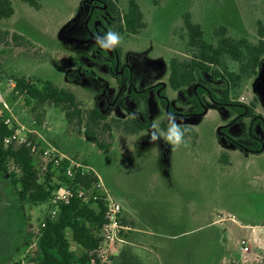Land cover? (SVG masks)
I'll return each instance as SVG.
<instances>
[{"label":"rangeland","instance_id":"obj_1","mask_svg":"<svg viewBox=\"0 0 264 264\" xmlns=\"http://www.w3.org/2000/svg\"><path fill=\"white\" fill-rule=\"evenodd\" d=\"M127 1L118 0L121 10ZM136 1L146 27L137 35L121 36L116 49L121 64L130 68L131 85L126 81L119 85L108 71L114 50L99 48L94 39L99 34L91 35L85 28L90 0H34L31 5L10 0L13 15L0 19V31L7 33L0 42L2 97L15 120L37 131L47 145L91 169L99 179L100 191L120 205L122 219L137 229L133 233L122 230V240L131 235L123 245L103 243L101 264L110 263L111 253L116 260L111 264L264 263V152L245 150L254 144L249 137L250 120L234 122L237 110L216 108L208 100L205 113L184 116L192 107L167 87L168 62L174 53L172 33L177 32L183 14L191 13L206 32L224 25L233 35L255 41V22L264 21V0ZM107 19L102 18L111 30ZM78 56L80 71L68 61ZM12 76L51 82L72 91L86 108L97 107L109 119L120 120L133 111L142 117V101L127 99L132 89L163 84L168 105L179 114L177 123L187 127L190 136H186V146L176 151L162 139L150 141L151 125L156 122L160 128L162 122L167 123L163 118L167 111L157 94L149 92L150 128L135 136L115 129L111 147L100 151L67 124L57 108L45 109L38 126L32 104L10 96ZM232 99L253 104L254 114L264 119V63ZM218 129L239 146L224 140ZM253 133L264 140V125L255 123ZM15 193L9 177L0 173V264L22 259L25 251L24 259L35 256L34 235L51 211L49 204L24 205ZM241 241L248 252H242ZM71 248L80 253L75 244Z\"/></svg>","mask_w":264,"mask_h":264},{"label":"trees","instance_id":"obj_2","mask_svg":"<svg viewBox=\"0 0 264 264\" xmlns=\"http://www.w3.org/2000/svg\"><path fill=\"white\" fill-rule=\"evenodd\" d=\"M21 1L31 5L34 0ZM92 1L98 5V9L88 13L85 25L91 34H95L93 28L97 22L104 24V16L108 18L111 30L118 32L120 36L137 35L146 27L144 13L136 0H128L125 10L119 8L118 0ZM12 15L10 0H0V19H8ZM179 23L177 32L172 33L171 46L174 53L168 62L167 87L183 97L184 105L192 107V111L184 116L202 115L206 109V100L216 108L235 109L238 111V118L234 122L243 118L250 120L249 137L254 144L244 149L255 154L264 152V140L258 139L253 133L255 123L264 125V119L254 114L253 104L247 106L232 99L234 93L257 75L264 63V21L255 22V41L233 35L224 25L206 32L189 12L180 17ZM6 36V32L0 31V42ZM12 39L20 40L17 36H12ZM80 59L78 56L68 61L80 71ZM110 64L108 71L114 75L117 84L121 85L122 81H126L131 85L130 68L121 64L118 49L114 50V59ZM11 83L13 86L10 96L13 99L22 97L26 104H32L30 110L38 126L41 125L45 109L57 108L64 115L67 124L100 151L111 147L112 132L115 129L126 136H135L150 128L147 106L149 92L157 94L167 113L179 115L168 105L163 84L142 91L132 89L127 99L142 101V117L120 120L109 119L97 107L86 108L72 91L57 87L51 82H34L24 76H12ZM5 117L8 115L5 114L0 119V139L13 133V129L2 123ZM166 128L167 123L162 122L160 129ZM220 131L223 133V129ZM186 136H190L189 131ZM223 138L239 146L224 133ZM33 146L37 153L32 152ZM44 147L41 141L33 138L28 139V144L0 146V173L7 175L15 186L19 202L31 206L49 204L51 210L56 209L54 217L48 213L43 218L34 235L37 241L35 256L12 264H24L25 260L26 264H101L99 255L104 245L106 197L95 188L99 179L92 170L83 175L76 173L71 180L66 178L63 172L71 167L69 162L63 160L60 167L54 168L52 163L41 158ZM64 186L72 192L84 191V197H72L68 204L55 205L52 202L53 193L62 190ZM94 196H97L96 200L93 199ZM119 223L122 227L133 225L125 222L122 216ZM122 232L120 236L125 237ZM30 236L32 238V232ZM30 239L25 244L26 248L30 247ZM71 243L80 249L79 254L72 250Z\"/></svg>","mask_w":264,"mask_h":264},{"label":"built area","instance_id":"obj_3","mask_svg":"<svg viewBox=\"0 0 264 264\" xmlns=\"http://www.w3.org/2000/svg\"><path fill=\"white\" fill-rule=\"evenodd\" d=\"M240 100L243 101L244 99L241 98ZM5 114L8 115V117H5L2 123L5 126H8L9 128L13 129V133H11L9 136L1 138L0 146L6 147L12 143H15L17 145L28 144V139L33 138L36 141H41L43 144H45V147L41 154V158L45 162L52 163L54 168L60 167L61 162L63 160L69 162L71 167L65 169L63 172V175L66 178L71 180L73 179L76 173H80V175H83L87 171L91 170L80 163L74 162L72 159L60 153L54 147L47 145V143L44 141L41 135L37 133V131L31 128H26L25 126L20 124L17 120H15L11 115L10 108L7 102L5 101V99L2 97V93L0 91V119L4 117ZM32 152L37 153L35 146L32 147ZM95 188L97 189L99 194L104 195L106 197V210H105L106 224L103 227L104 244L114 245L116 243H121L123 240L120 236V232L126 229L125 227H122L119 223V220L121 218V207L119 204L115 203L112 200V198L109 196L107 192L103 191L102 193L100 191L102 190L100 182L95 185ZM72 197H77L81 199L84 197V191L77 190L72 192L70 191L69 188L64 186L62 190L53 193L52 202L55 205L68 204ZM93 199L96 200L97 196H94ZM49 213L50 216L54 217L56 215V209H52ZM241 246H242L241 248L242 252L244 253L248 252V246L246 245L245 241H241Z\"/></svg>","mask_w":264,"mask_h":264},{"label":"clouds","instance_id":"obj_4","mask_svg":"<svg viewBox=\"0 0 264 264\" xmlns=\"http://www.w3.org/2000/svg\"><path fill=\"white\" fill-rule=\"evenodd\" d=\"M96 45L106 51L115 50L122 42V37L118 32L109 30L103 36L97 35L95 38ZM139 113L133 111L129 114L131 119H137ZM167 120L166 130H161L156 122L151 125V131L147 135H150V141L155 143L159 140H163L170 146L172 151H176L183 146H186V133L187 127H182L177 123L176 117L172 113H167L163 117Z\"/></svg>","mask_w":264,"mask_h":264},{"label":"flooded vegetation","instance_id":"obj_5","mask_svg":"<svg viewBox=\"0 0 264 264\" xmlns=\"http://www.w3.org/2000/svg\"><path fill=\"white\" fill-rule=\"evenodd\" d=\"M21 1V0H20ZM96 9H98V5H95L94 4V2L91 0V6H90V10H89V13H91L93 10H96ZM107 15V14H106ZM89 16V15H88ZM88 16H87V18H88ZM108 16V15H107ZM109 17V16H108ZM109 19H111L110 17H109ZM107 21H109L108 19H107ZM97 24H99V25H97ZM98 29H100V32L98 31ZM93 31H95V34H91L90 32H88V33H90L91 35H96V34H102V35H104L107 31H109L108 30V28L104 25V24H101L100 22H97L96 24H95V26H94V28H93Z\"/></svg>","mask_w":264,"mask_h":264},{"label":"crops","instance_id":"obj_6","mask_svg":"<svg viewBox=\"0 0 264 264\" xmlns=\"http://www.w3.org/2000/svg\"><path fill=\"white\" fill-rule=\"evenodd\" d=\"M17 197V196H16ZM17 200H18V198H17ZM19 201V200H18ZM132 226H126L125 228V230L124 231H126V232H130V233H133V232H136L137 231V229L136 228H131ZM31 230V229H30ZM130 237H131V235L129 236V237H127L128 239H125V240H123L120 244L121 245H123L125 242H127V241H130ZM25 244H26V242H25ZM24 244V245H25ZM117 246H119V244L117 245ZM117 246L115 247V248H117ZM15 251H17L18 252V248H15ZM27 253V251H25V254ZM25 254H24V257H25ZM117 256V255H116ZM124 256H126V255H124ZM24 257L22 258V259H20V260H23L24 259ZM121 259V258H120ZM17 261V260H16ZM116 260H115V258H114V256L112 255V253H111V260H110V263H108V264H111V263H113V262H115ZM13 262H15V261H12L11 262V264L13 263Z\"/></svg>","mask_w":264,"mask_h":264},{"label":"water","instance_id":"obj_7","mask_svg":"<svg viewBox=\"0 0 264 264\" xmlns=\"http://www.w3.org/2000/svg\"><path fill=\"white\" fill-rule=\"evenodd\" d=\"M86 23H87V21H86ZM205 112H206V110L204 111V113H205ZM217 132L219 133V132H220V130L218 129V130H217Z\"/></svg>","mask_w":264,"mask_h":264}]
</instances>
